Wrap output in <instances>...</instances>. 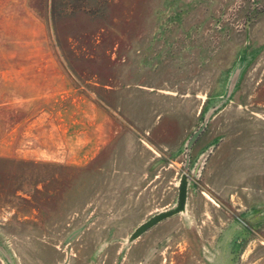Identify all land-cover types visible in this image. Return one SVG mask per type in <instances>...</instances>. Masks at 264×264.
<instances>
[{"label": "rangeland", "instance_id": "obj_1", "mask_svg": "<svg viewBox=\"0 0 264 264\" xmlns=\"http://www.w3.org/2000/svg\"><path fill=\"white\" fill-rule=\"evenodd\" d=\"M0 264H264V0H0Z\"/></svg>", "mask_w": 264, "mask_h": 264}, {"label": "water", "instance_id": "obj_2", "mask_svg": "<svg viewBox=\"0 0 264 264\" xmlns=\"http://www.w3.org/2000/svg\"><path fill=\"white\" fill-rule=\"evenodd\" d=\"M237 73H235L231 83H230V87L228 89V94H231L233 87L236 84V78H237ZM214 110V108H213ZM212 110V112H213ZM212 112H209L206 117H204V121L202 124V127L199 128V130H197L195 133H193V135L191 136L190 140L187 142L186 145V152L188 153L193 142L196 140V137L200 134V132L204 129L203 127H205V125L208 122V119L210 118V115ZM210 150L207 151V153H205L200 160H198L197 162V167L195 168L194 171V176L198 177V174L200 172L201 167L204 165V162L207 158V156L210 154ZM188 158V156H187ZM186 164H188V160L186 161ZM188 184H189V180L187 178L186 175H182L181 179H180V183L178 186V196H177V202L176 205L173 206L172 208L159 212L155 215H153L152 217H150L146 222L142 223L141 225H139L134 232L130 235L128 242L131 243L133 241H135L136 239L140 238L146 231H148L149 229H151L152 227H154L155 225H157L158 223H160L161 221L172 217L174 215H178L180 213H185V208H186V202H187V195H188Z\"/></svg>", "mask_w": 264, "mask_h": 264}, {"label": "crops", "instance_id": "obj_3", "mask_svg": "<svg viewBox=\"0 0 264 264\" xmlns=\"http://www.w3.org/2000/svg\"><path fill=\"white\" fill-rule=\"evenodd\" d=\"M206 97H208V96H206ZM206 97H205V98L203 99V101H202V106H203V104L205 103V100L210 101V98H206ZM200 110H201V109L197 110L198 112L193 113V116H190V115H189V116H188V120H194V119H196V118H197L196 116H198V113L200 112ZM194 116H195L196 118H195ZM166 134H167V135H170L171 133L167 132ZM178 136H179L180 138H182L183 133L179 131ZM82 140H83L84 142H86V135L83 136ZM56 141H59L60 143L62 142L64 147H65V144H68V143L65 141V136H64V135L58 137V139H57ZM84 142H82L83 145H84V146L82 147V151H81V149H80V152H79V155L82 154V160H79L78 162H74V163H78L77 165H79V166L84 165V164L87 163L91 158H93L92 156H91V158L89 157V155H88L89 151H87V149H91L90 146H89L90 144H89V145H86V144H84ZM183 143H184V142H183ZM183 143H180V145L178 144V147L176 146V147H174L173 149H169V150H170V153L174 154L176 157L182 155V154H183V150H184V149L182 148V144H183ZM98 148H100L99 145H95V146H94V149H95V154H94V155H95V156H96V154L98 153V150H99ZM191 150H192V148H191ZM190 152H191V151H190ZM63 153H64V156L66 157L67 154H66V149H65V148H64ZM83 153H84V154H83ZM205 153H207V150H206L205 152H203L202 154L198 155V156L196 157V160H195V161L192 159V161H191V162H192L191 165L193 164V165L196 166V163H195V162L198 161V160H200V158H201ZM209 157H210V155L207 156V158H206V160H205V164L208 162ZM80 158H81V157H80ZM71 163H72V162H71ZM83 163H84V164H83Z\"/></svg>", "mask_w": 264, "mask_h": 264}, {"label": "flooded vegetation", "instance_id": "obj_4", "mask_svg": "<svg viewBox=\"0 0 264 264\" xmlns=\"http://www.w3.org/2000/svg\"><path fill=\"white\" fill-rule=\"evenodd\" d=\"M176 202H177V201H176ZM175 205H176V203H175ZM175 205H174V206H175Z\"/></svg>", "mask_w": 264, "mask_h": 264}]
</instances>
